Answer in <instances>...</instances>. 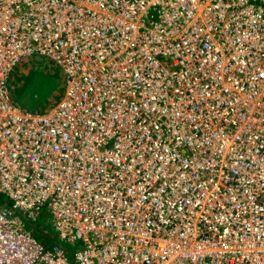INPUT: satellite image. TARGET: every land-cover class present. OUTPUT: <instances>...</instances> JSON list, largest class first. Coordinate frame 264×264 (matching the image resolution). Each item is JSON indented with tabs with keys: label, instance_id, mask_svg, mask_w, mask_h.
Instances as JSON below:
<instances>
[{
	"label": "built area",
	"instance_id": "built-area-1",
	"mask_svg": "<svg viewBox=\"0 0 264 264\" xmlns=\"http://www.w3.org/2000/svg\"><path fill=\"white\" fill-rule=\"evenodd\" d=\"M166 1L0 0V264H264L219 250L264 231V0ZM37 56L43 114L10 88Z\"/></svg>",
	"mask_w": 264,
	"mask_h": 264
},
{
	"label": "rangeland",
	"instance_id": "rangeland-1",
	"mask_svg": "<svg viewBox=\"0 0 264 264\" xmlns=\"http://www.w3.org/2000/svg\"><path fill=\"white\" fill-rule=\"evenodd\" d=\"M10 88L13 101L21 110L33 114H43L52 109L63 97L65 76L53 61L37 56L22 61L14 68ZM6 199L10 201L9 204H13L11 200ZM47 213L45 209L37 221V225H45L46 220L49 219ZM33 232L36 236L38 235L37 231ZM52 234L53 231L50 226L40 237L42 240L43 237L50 239ZM45 244L47 245L48 242ZM79 248L80 244L73 248L71 256H69L71 262H73V257Z\"/></svg>",
	"mask_w": 264,
	"mask_h": 264
},
{
	"label": "bare ground",
	"instance_id": "bare-ground-1",
	"mask_svg": "<svg viewBox=\"0 0 264 264\" xmlns=\"http://www.w3.org/2000/svg\"><path fill=\"white\" fill-rule=\"evenodd\" d=\"M170 5L174 6L176 3L174 1H166ZM202 8H198V11H200ZM144 48V46L142 45ZM142 50V49H141ZM110 63L112 62V59L110 60ZM85 140V135L82 138ZM201 195L209 197L213 196L217 199L218 195H216V192L212 188V194H210V188H204L201 189L200 192ZM196 244V243H194ZM197 248V247H196ZM204 249V248H203ZM219 250L222 251L223 253H226L228 255L234 256L238 251L246 252V253H253L257 255H261L264 257V231H261L259 229H252L250 232H248V237L243 241V243L239 246H227L225 247L224 244L219 247ZM47 258L50 259L52 264H63L62 261L56 263L51 257L47 256Z\"/></svg>",
	"mask_w": 264,
	"mask_h": 264
},
{
	"label": "trees",
	"instance_id": "trees-1",
	"mask_svg": "<svg viewBox=\"0 0 264 264\" xmlns=\"http://www.w3.org/2000/svg\"><path fill=\"white\" fill-rule=\"evenodd\" d=\"M7 204H9V201L5 197L0 195V209L5 207ZM43 238H44L43 239L44 243L50 242V239H47L45 237H43ZM61 245L64 246L65 250L68 252V256H71V252L73 251V248L71 246H68V245H65V244H61Z\"/></svg>",
	"mask_w": 264,
	"mask_h": 264
}]
</instances>
